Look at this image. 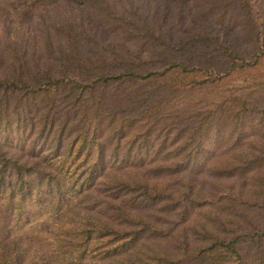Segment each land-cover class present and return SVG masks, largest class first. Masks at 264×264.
Segmentation results:
<instances>
[{"label":"trees","instance_id":"1","mask_svg":"<svg viewBox=\"0 0 264 264\" xmlns=\"http://www.w3.org/2000/svg\"><path fill=\"white\" fill-rule=\"evenodd\" d=\"M175 2L0 0L91 12L0 38V264H264V0Z\"/></svg>","mask_w":264,"mask_h":264},{"label":"rangeland","instance_id":"2","mask_svg":"<svg viewBox=\"0 0 264 264\" xmlns=\"http://www.w3.org/2000/svg\"><path fill=\"white\" fill-rule=\"evenodd\" d=\"M116 1V0H115ZM125 6V8H130V6H138L143 11H151L155 12L157 16L163 10H167L169 13L172 11L175 6V0H118ZM57 11L55 9L48 10L42 14H35L32 16H26L23 19H14V20H6L0 18V38H2L8 31H13L15 29L20 28L23 30L26 26H34L37 25H54L55 19L61 22L62 19L72 18L75 19L76 15L82 14L83 18H87V16L91 15V12L82 10L81 8L75 9V7L67 4H62L57 6ZM142 11V12H143ZM75 15V16H74ZM53 26V27H54ZM227 145L225 141L211 139L207 143L206 152L201 156L199 160L200 171L208 168L218 161H223L228 158L230 155L226 154L225 150H223V146ZM220 181L217 177L210 178L207 172L201 173L198 177L197 185L199 192L204 196H208L212 191L209 190L208 183L211 181ZM225 181V180H224ZM223 181V182H224ZM232 181V180H231ZM238 181V180H234ZM25 214H23L20 218L19 227L22 226L18 236L22 237L23 242L25 244H36L39 241V236L41 234L36 228V223H38L41 218L44 216V212L41 208L32 207L31 205H27L25 208ZM199 219L200 217L197 216Z\"/></svg>","mask_w":264,"mask_h":264}]
</instances>
